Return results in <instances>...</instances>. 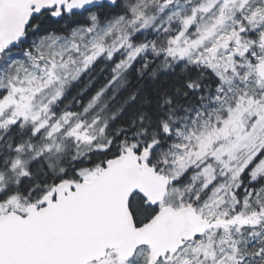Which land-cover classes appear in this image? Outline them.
Here are the masks:
<instances>
[{"label": "snow or ice", "instance_id": "6c2138e0", "mask_svg": "<svg viewBox=\"0 0 264 264\" xmlns=\"http://www.w3.org/2000/svg\"><path fill=\"white\" fill-rule=\"evenodd\" d=\"M0 264H264V0H0Z\"/></svg>", "mask_w": 264, "mask_h": 264}]
</instances>
